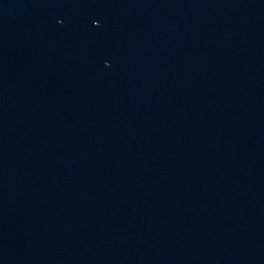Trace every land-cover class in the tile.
I'll return each mask as SVG.
<instances>
[{"label": "water", "instance_id": "water-1", "mask_svg": "<svg viewBox=\"0 0 264 264\" xmlns=\"http://www.w3.org/2000/svg\"><path fill=\"white\" fill-rule=\"evenodd\" d=\"M0 264H264V0H0Z\"/></svg>", "mask_w": 264, "mask_h": 264}]
</instances>
